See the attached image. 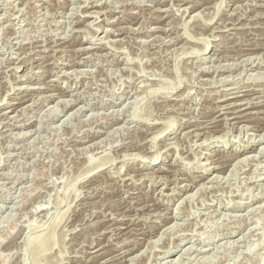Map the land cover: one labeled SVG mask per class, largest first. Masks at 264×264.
Listing matches in <instances>:
<instances>
[{"label": "rangeland", "instance_id": "obj_1", "mask_svg": "<svg viewBox=\"0 0 264 264\" xmlns=\"http://www.w3.org/2000/svg\"><path fill=\"white\" fill-rule=\"evenodd\" d=\"M0 100V264H263L264 0H0Z\"/></svg>", "mask_w": 264, "mask_h": 264}, {"label": "bare ground", "instance_id": "obj_2", "mask_svg": "<svg viewBox=\"0 0 264 264\" xmlns=\"http://www.w3.org/2000/svg\"><path fill=\"white\" fill-rule=\"evenodd\" d=\"M52 1V0H51ZM3 2V1H2ZM142 2V1H141ZM160 2V1H159ZM195 2V1H194ZM65 3V2H64ZM67 3V2H66ZM157 3V2H156ZM106 4V3H105ZM194 5V4H193ZM250 5V4H249ZM32 6V5H31ZM89 6V5H88ZM92 6V5H91ZM196 6V5H195ZM50 7V6H49ZM93 7H94V5H93ZM216 7V6H215ZM238 7V6H237ZM75 8V7H74ZM90 8V7H89ZM193 8V7H192ZM78 9V8H77ZM92 9V8H91ZM158 9V8H157ZM176 9V8H175ZM87 10V9H86ZM116 10V9H115ZM188 10V9H187ZM242 10V9H241ZM74 11V10H73ZM91 11V10H90ZM96 11V10H95ZM94 11V12H95ZM218 11V10H217ZM88 12V11H87ZM92 12V11H91ZM90 12V13H91ZM119 12V11H118ZM210 12V11H209ZM62 13V12H61ZM74 13V12H73ZM89 13V12H88ZM205 14V13H204ZM233 15V14H232ZM86 16H89V15H86ZM256 16V15H255ZM136 20V19H135ZM187 20V19H186ZM235 20V19H234ZM81 23V22H80ZM167 23V22H166ZM178 23V22H177ZM222 23V22H221ZM173 25V24H172ZM180 25V24H179ZM182 25V24H181ZM197 25V24H196ZM149 26V25H148ZM11 27V26H10ZM121 28V27H120ZM233 28V27H232ZM96 29V28H95ZM108 31V30H107ZM77 32V31H76ZM104 33V32H103ZM117 33V32H116ZM93 35V34H92ZM108 35V34H107ZM189 35V34H188ZM73 36V35H72ZM199 36V35H198ZM191 37H192V35H191ZM207 37H208V35H207ZM88 38V37H87ZM193 38V37H192ZM216 38V37H215ZM222 38V37H221ZM89 39V38H88ZM129 39V38H128ZM81 41V40H80ZM197 42V41H196ZM104 43V42H103ZM104 45V44H103ZM195 45V44H194ZM48 46V45H47ZM182 46V45H181ZM103 47V46H102ZM184 47V46H183ZM186 47V46H185ZM192 47V46H191ZM201 47V46H200ZM206 47V46H205ZM85 49V48H84ZM122 49V48H121ZM56 50V49H55ZM140 50V49H139ZM176 51V50H175ZM182 51V50H181ZM191 51H193V50H191ZM198 51V50H197ZM200 51V50H199ZM205 51V50H204ZM203 50H202V52H204ZM126 52V51H125ZM196 52V51H195ZM59 57V56H58ZM203 57V56H202ZM251 57V56H250ZM131 58V57H130ZM236 58V57H235ZM249 59V58H248ZM249 60H251V59H249ZM261 60V59H260ZM2 61V60H1ZM247 61V60H246ZM218 62V61H217ZM73 63V62H72ZM260 63V62H259ZM68 64H70V63H68ZM74 65V64H73ZM260 65V64H259ZM208 68V67H207ZM214 68V67H213ZM55 69V68H54ZM84 70V69H83ZM211 70V69H210ZM76 71V70H75ZM81 74H83V73H81ZM17 75V74H16ZM79 76H80V74H79ZM78 77V76H77ZM37 80V79H36ZM225 80V79H224ZM231 81V80H230ZM241 82V81H240ZM232 84V83H231ZM135 85V84H134ZM138 86V85H137ZM230 87V86H229ZM227 88V87H226ZM236 88V87H235ZM234 89V88H233ZM232 89V90H233ZM230 90V89H229ZM138 91V90H137ZM217 91V90H216ZM61 93H62V91H60ZM91 92V91H90ZM235 92V91H234ZM53 93V92H52ZM236 93V92H235ZM234 94V93H233ZM227 95V94H226ZM232 95V94H231ZM230 95V96H231ZM63 96V95H62ZM225 96V94L223 95V97ZM227 96H229V95H227ZM5 97V96H4ZM48 97V96H47ZM53 97V96H52ZM252 97V96H251ZM51 97H49V99H50ZM232 98H234V97H231V99ZM235 98H236V96H235ZM237 99V98H236ZM239 99H241V98H239ZM247 100H248V98H246ZM20 100V99H19ZM229 100V99H228ZM1 101V100H0ZM227 101V100H226ZM242 101H244V99L242 100ZM252 102H253V100H251ZM249 102H250V100H249ZM20 103V102H19ZM69 103V102H68ZM233 103V102H232ZM234 103H236V102H234ZM241 103V102H240ZM240 103H237V104H240ZM255 103V102H254ZM89 104V103H88ZM229 104H231L230 102H229ZM237 104H235V105H228L227 106V108H233L234 110H235V107H236V105ZM242 104V103H241ZM250 104H252V103H250ZM249 104V105H250ZM259 104V103H258ZM262 104V103H261ZM67 105V104H66ZM73 105H74V103H73ZM226 105V104H225ZM224 105V106H225ZM244 105V104H243ZM248 105V104H247ZM254 105V104H253ZM255 105H256V103H255ZM29 106V105H28ZM71 106V105H70ZM220 106V105H219ZM223 106V105H222ZM238 106V105H237ZM241 106V105H240ZM263 106V105H262ZM60 107V106H59ZM257 107V106H256ZM55 108V107H54ZM53 108V109H54ZM83 108H85V107H83ZM90 108V107H89ZM186 108V107H185ZM216 108V107H215ZM221 108V107H220ZM246 108H248V107H245V109ZM24 109V108H23ZM80 108H78V110H79ZM191 109V108H190ZM239 109V108H238ZM222 110V109H221ZM234 110H232V111H230V113H237L238 114V112L240 113V112H242L240 109L239 110H236V111H234ZM244 110V109H243ZM164 111V110H163ZM219 111V110H218ZM228 111V110H227ZM221 112V111H220ZM260 112V111H259ZM137 113V112H136ZM243 113V112H242ZM166 114V113H165ZM246 114V113H245ZM245 114H241V115H237V116H235V117H233V118H236V117H244L245 116ZM140 115V114H139ZM247 115H249V114H247ZM176 116V115H175ZM212 116V115H211ZM253 116V115H252ZM103 117V116H102ZM118 117V116H117ZM249 117V116H248ZM251 117V116H250ZM249 117V118H250ZM168 119V118H167ZM176 119V118H175ZM247 119V118H246ZM257 119H259V118H257ZM174 120V119H173ZM172 119L170 120V121H168V125L166 126V128H164L162 131H161V133H160V135L162 134V133H164L165 131H167V130H169L171 127H173V125H174V121H173ZM212 120V119H211ZM243 120H245V119H243ZM249 121V120H248ZM242 122V121H241ZM249 122H251V121H249ZM146 123V122H145ZM212 124V123H211ZM217 124V123H216ZM186 125V124H185ZM29 126V125H28ZM124 126V125H123ZM200 126V125H199ZM203 126V125H202ZM237 126V125H236ZM157 127V126H156ZM240 127V126H239ZM244 127V126H243ZM184 128V127H183ZM204 128H205V126H204ZM218 128V127H217ZM255 128V127H254ZM258 128V127H257ZM208 129V128H207ZM214 129V128H213ZM261 129V128H260ZM40 130V129H39ZM210 130V129H209ZM258 130V129H257ZM264 130V129H263ZM205 131V130H204ZM87 132V131H86ZM108 132H109V130H108ZM115 132V131H114ZM113 132V133H114ZM264 132V131H263ZM28 133V132H27ZM261 133V132H260ZM146 135V134H145ZM156 135V134H155ZM154 135V136H155ZM157 135H159V133L157 134ZM196 135H198L197 133L195 134V136ZM206 135V134H205ZM15 136V135H14ZM95 135H93V137H94ZM260 137H263L261 134L259 135ZM187 137V136H186ZM17 138V137H16ZM94 138H96V137H94ZM93 138V139H94ZM174 138V137H173ZM183 139V138H182ZM79 140V139H78ZM92 140V139H91ZM260 140H262V139H259L258 141L260 142ZM152 141H153V139H152ZM139 142V141H138ZM133 143V142H132ZM96 144V143H95ZM126 144V143H125ZM155 144V143H154ZM165 144V143H164ZM189 144V143H188ZM29 145V144H28ZM90 145V144H89ZM185 145V144H184ZM241 145V144H240ZM169 146V145H168ZM175 146V145H174ZM179 146V145H178ZM208 146V145H207ZM87 147V146H86ZM217 147V146H216ZM134 148H136V147H134ZM133 148V149H134ZM220 148H223V146H221V147H217L216 149L214 148L213 149V151H211V152H207L206 150L204 151V152H202L201 151V154L203 153L205 156L207 155V154H209V157H210V155L212 156V154L214 153V157H215V154H217V153H219V151H221V149ZM261 149V148H260ZM177 150V149H176ZM237 150V147H232V151H235V153L233 154L234 156H235V161H239V162H242L243 161V159H244V161H243V163L245 162V160L247 159V161H248V154L246 153V152H249V151H255V147L253 146V145H250V144H245V145H242V148L239 150V151H236ZM262 150V149H261ZM256 151H258L257 150V148H256ZM263 151V150H262ZM176 152V151H175ZM261 152V151H260ZM84 153V152H83ZM82 153V154H83ZM199 153V152H198ZM251 153V152H250ZM18 154V153H17ZM149 154V153H148ZM218 155V154H217ZM229 155V154H228ZM257 155V154H256ZM255 156V155H254ZM197 157H198V155H197ZM251 157V156H250ZM257 157V156H256ZM229 158V157H228ZM246 158V159H245ZM212 159V158H211ZM221 159V158H220ZM254 159V158H253ZM9 160V159H8ZM196 160V159H195ZM208 160H209V158H208ZM207 160V161H208ZM217 160H218V158H217ZM231 160V159H230ZM89 161H90V159H89ZM91 161H92V159H91ZM110 160H107V161H104V162H100V164H98V162L96 163V164H91L90 165V168L91 167H94V168H100L101 166L100 165H103L104 163H107V162H109ZM158 161H159V157L158 156H155L154 157V159H153V162H152V165L153 164H156V163H158ZM232 161V160H231ZM246 161V162H247ZM252 161V160H251ZM94 162V161H93ZM174 162V161H173ZM245 162V163H246ZM103 163V164H102ZM166 163V162H165ZM215 163H220V164H218L217 166L216 165H212V164H215ZM230 163V162H229ZM238 163V162H237ZM249 163V162H248ZM247 163V165H249ZM251 163V162H250ZM228 163H227V161H225V160H222V161H216L215 159H214V161H210V165L211 166H213V167H210V168H207L208 170H216V171H222L223 169H225L226 168V166H228L227 165ZM92 165H94V166H92ZM165 165V164H164ZM164 165H163V167H160V168H157L155 171L156 172H164L166 169L164 168ZM206 165H208V164H206ZM206 165H204V164H202V166L204 167V168H206ZM89 166V165H88ZM100 166V167H99ZM131 166V165H130ZM235 166V165H234ZM172 167V166H171ZM208 167V166H207ZM168 169V168H167ZM92 170H94V169H92ZM123 170V169H122ZM90 172V171H89ZM151 172V171H150ZM156 172H154V173H156ZM209 172V171H208ZM255 173V172H254ZM11 174V173H10ZM113 174V173H112ZM153 175V174H152ZM146 176V175H145ZM201 176H203V175H198V177H200V181L199 180H196L195 178L196 177H193V178H190L189 180H187L188 182H186L184 185H181V186H178V183L175 181V183H177L176 184V186H178L177 188H179L180 189V191L182 190L185 194L187 193L188 194V191H190V190H193L195 187H197L198 185H199V182H201V180H204L205 178H208L207 176L206 177H201ZM254 176V175H253ZM130 177V176H129ZM151 177V176H150ZM165 177V176H164ZM216 178H217V176H215ZM141 178V177H140ZM210 178V177H209ZM208 178V179H209ZM218 178H219V176H218ZM217 178V179H218ZM254 178V177H253ZM260 178V177H259ZM215 179V178H214ZM158 180H159V178H158ZM216 180V179H215ZM207 181V180H206ZM212 181V180H211ZM160 182V181H159ZM165 183V182H164ZM5 184V183H4ZM201 184V183H200ZM201 185H203V184H201ZM94 187V186H93ZM181 187V188H180ZM206 187V186H205ZM167 188V187H166ZM174 188H176V187H174ZM173 188V189H174ZM199 188V187H198ZM11 189V188H10ZM196 189V188H195ZM203 189V188H202ZM175 190V189H174ZM178 190V189H177ZM162 192V191H161ZM178 193V192H177ZM184 193H181L182 195L184 194ZM191 193V192H190ZM189 193V194H190ZM184 194V195H185ZM186 194V195H187ZM196 194V193H195ZM176 195V194H175ZM248 195V194H247ZM87 197H88V195H87ZM189 197H190V195H189ZM255 197H256V195H255ZM258 197V196H257ZM172 198V197H171ZM184 198V197H183ZM186 198V197H185ZM253 199V198H252ZM260 199H262V198H260ZM215 200V199H214ZM249 201V200H248ZM254 201H257V200H254ZM183 202V201H182ZM237 205V203H234V205ZM35 205V204H34ZM42 205V204H41ZM231 205V204H230ZM244 205V204H243ZM246 205V204H245ZM249 205V204H248ZM261 205H263V204H261ZM151 207V206H150ZM234 207V206H233ZM237 207V206H236ZM242 207V206H241ZM177 208V207H176ZM218 208V207H217ZM238 209H239V206H238ZM168 211V210H167ZM176 210H174V212H175ZM211 211V210H210ZM173 212V211H172ZM245 214V213H244ZM175 215V214H174ZM176 217H177V214L175 215ZM238 216V215H237ZM239 217V216H238ZM165 218V217H164ZM171 218H172V216H171ZM237 218V217H236ZM239 219V218H238ZM170 220V219H169ZM162 222V221H161ZM169 222V221H168ZM174 224V223H173ZM176 224V223H175ZM33 225L34 224H30L29 226H30V228H32L33 227ZM36 226V225H35ZM168 227V226H167ZM172 228H174V227H172ZM171 228V229H172ZM165 229V228H164ZM175 229V228H174ZM55 230L56 229H54V227H53V229H52V231L50 232V233H39L37 236H33V238L31 237H29L30 239H28V249H29V252H30V254H31V257H32V259H33V261L32 262H34V264H42L40 261H41V259H42V257H43V255H45L46 254V252H48L47 250L49 249L50 250V248H51V246L53 245V244H55ZM133 230V229H132ZM34 231V230H33ZM168 231V230H167ZM232 232V231H231ZM233 233V232H232ZM231 234V233H230ZM151 242V241H150ZM156 243V242H155ZM179 244H182V243H179ZM154 245V244H153ZM177 247H178V245H176ZM133 249V248H132ZM195 249V248H194ZM201 249V248H200ZM199 249V250H200ZM207 249V248H206ZM202 250V249H201ZM200 250V251H201ZM123 251V250H122ZM203 251H205V250H203ZM203 253V252H202ZM74 256V255H73ZM159 257V256H158ZM156 261V260H155ZM73 264V263H72ZM263 264H264V262H263Z\"/></svg>", "mask_w": 264, "mask_h": 264}]
</instances>
